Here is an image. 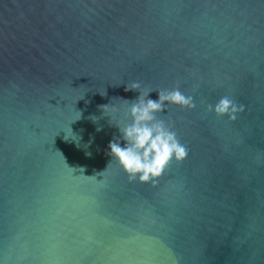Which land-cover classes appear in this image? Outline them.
<instances>
[{"label":"water","instance_id":"95a60500","mask_svg":"<svg viewBox=\"0 0 264 264\" xmlns=\"http://www.w3.org/2000/svg\"><path fill=\"white\" fill-rule=\"evenodd\" d=\"M177 84L188 155L130 182L108 145ZM0 264H264V0H0Z\"/></svg>","mask_w":264,"mask_h":264},{"label":"clouds","instance_id":"9594fccd","mask_svg":"<svg viewBox=\"0 0 264 264\" xmlns=\"http://www.w3.org/2000/svg\"><path fill=\"white\" fill-rule=\"evenodd\" d=\"M140 88L141 84L134 81L127 84L125 91ZM150 92L151 90L140 92L137 99L131 103L127 112L131 123L119 127L121 137L114 138L108 145V154L118 160L130 182L138 179L142 183L155 184L173 158L181 162L188 155L186 147L180 143L176 132L172 130L171 122H166L157 114L163 112L167 104L192 109L195 107L193 97L183 94L178 84L172 89H160L158 100L147 99ZM100 107L107 111L109 104ZM208 110H214L217 116L227 115L234 121L236 114L243 111V105H237L228 96H224L214 105V109L213 105H209ZM112 111H116L114 105ZM121 139L125 141L123 146ZM81 170L83 172V169Z\"/></svg>","mask_w":264,"mask_h":264}]
</instances>
